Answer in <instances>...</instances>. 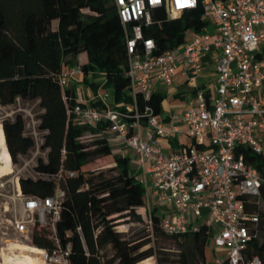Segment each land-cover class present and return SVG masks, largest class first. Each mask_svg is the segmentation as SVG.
I'll return each mask as SVG.
<instances>
[{"label":"built area","instance_id":"built-area-1","mask_svg":"<svg viewBox=\"0 0 264 264\" xmlns=\"http://www.w3.org/2000/svg\"><path fill=\"white\" fill-rule=\"evenodd\" d=\"M110 1L126 30L132 103L109 104L106 91L86 97L79 87L82 68L66 65L58 81L62 90L77 86L72 88V124L94 127L106 122L109 139L119 143L118 153L136 156L150 224L151 211L160 206L157 215L164 234L206 228V245L211 243L214 253L207 264H264L259 255L247 254L249 242L257 236L258 216L246 211L244 198L259 202L261 177L241 151L245 147L264 153V0ZM197 7L210 29L189 32L177 47L153 55L154 40L144 37L143 27L152 24L158 12L176 18ZM206 55L215 72L211 92L198 84ZM178 72L194 94L193 104L179 116L165 120L148 103L137 106V94L148 100L156 92L154 78L169 86ZM30 135L40 148L43 137L37 126ZM176 138L183 140L167 150L163 144ZM59 177H52L54 192L45 197L24 195L16 179L11 227L21 242L30 243L34 228L44 227L52 243L50 248L37 247L33 264H73L70 243L62 245L56 232L64 198Z\"/></svg>","mask_w":264,"mask_h":264},{"label":"trees","instance_id":"trees-1","mask_svg":"<svg viewBox=\"0 0 264 264\" xmlns=\"http://www.w3.org/2000/svg\"><path fill=\"white\" fill-rule=\"evenodd\" d=\"M201 7L166 18L158 12L152 24L143 27L144 37L154 40L153 55L180 45L189 32L209 30ZM126 30L110 0H0V105L13 104L17 98L39 101L37 129L42 132L45 158L38 157L33 170L38 177L19 178L26 196L53 194L56 181L64 191L56 232L62 245L70 243L73 264H139L154 256L155 264H207L206 228L182 235L164 234L159 227L157 207L151 211L153 233L182 241L175 252L133 244L119 228L123 219H140L138 209L146 204L145 188L130 173L126 155L114 153L104 135L106 122L94 127L72 124L69 111L75 104L72 88H62L58 75L66 65H80L84 80L90 72L105 75L104 87L112 89L115 102H130ZM163 92H153L148 100L136 95V104L148 103L160 114ZM6 149L12 163L26 156L35 146L25 134L21 114L1 122ZM85 130L95 138L82 140ZM245 161L259 173L260 198L245 197V209L258 216L257 236L249 242L247 254L264 259V153L242 147ZM109 157L111 166L98 172L84 171L93 159ZM67 171L75 172L69 176ZM47 229L35 227L31 244L50 248Z\"/></svg>","mask_w":264,"mask_h":264},{"label":"rangeland","instance_id":"rangeland-1","mask_svg":"<svg viewBox=\"0 0 264 264\" xmlns=\"http://www.w3.org/2000/svg\"><path fill=\"white\" fill-rule=\"evenodd\" d=\"M84 56V53L80 55L81 61L85 60ZM102 78L103 77L98 74H95L93 77L94 80H102ZM41 111L42 110L39 106L38 100H23L17 98L16 101L11 105H0V126L3 119H13L14 115L18 113L23 117L25 134L30 135L32 126H37L38 124V115ZM94 138L95 135H93L91 130H85L82 140L90 143ZM38 157L45 158V151L41 148H37L35 145L29 150L26 156H20L18 162L13 163V171L11 173L0 176V183H2V185H0V264H10V262L14 260L15 255L18 254L17 250L15 249V244L17 242L32 245L29 241H20L21 237L13 230L9 223V219L13 216V197L15 195L16 179L19 182V178L21 177H38V173L33 170ZM110 166L111 159L109 157L93 159L87 163L84 171L86 173L98 172L101 170H106ZM133 173L136 174L137 179L141 178V171L134 169ZM154 206L155 205L151 204L150 208ZM144 208L145 210L142 208L138 209L140 219H133L131 217L129 219L125 218L123 221H121L119 228L123 230L124 237L133 244L142 245L141 249L151 246L153 250L156 251L158 256L161 255L158 253L160 250L175 252L182 241L177 242L163 234H154L152 225L149 223V208L147 202L144 205ZM157 208H160V206ZM206 254L208 256V261L213 262L214 253L211 243L206 245ZM155 263V257L150 256L142 260L139 264Z\"/></svg>","mask_w":264,"mask_h":264},{"label":"crops","instance_id":"crops-1","mask_svg":"<svg viewBox=\"0 0 264 264\" xmlns=\"http://www.w3.org/2000/svg\"><path fill=\"white\" fill-rule=\"evenodd\" d=\"M81 54L82 53L78 54L77 56V65H81L87 62V56L85 53H84L85 60L83 61L80 60ZM202 61L204 67L202 73L198 78V84L200 85V87L209 90L211 92L215 87V72H214L213 60L209 55H206L203 57ZM95 74L102 76L103 77L102 80H94L93 77ZM104 82H105L104 73L90 72L86 75V80L82 78L79 87L82 90V92L86 95V97L96 96L106 91L108 93L107 102L112 105L126 106L132 103V100L130 102H125V101L115 102L114 93L112 89L104 87ZM153 84L156 92H163L166 95L165 99L162 101L161 111H160V115L163 118H165V120L169 119V117H171L172 115L179 116L184 109H186L187 107L193 104L194 101L193 89L191 86H189L186 83L185 78L181 76L179 72L175 76L172 84L169 86L161 84L155 78L153 79ZM72 88L76 90L77 86L73 85ZM104 135L106 136V138L108 137V142L111 145L113 152L118 153L119 143L114 138L109 139L108 130L104 132ZM181 140H183V138H179V139L176 138L172 140L168 145L165 143L163 145L167 150H170L178 147ZM128 157L130 161V166H129L130 173L136 176V174L133 173V170L136 169L138 171H141L140 168L138 167V159L133 154L129 155ZM142 177H143V173L141 174V178H139L140 181ZM140 208L145 210L144 206Z\"/></svg>","mask_w":264,"mask_h":264},{"label":"bare ground","instance_id":"bare-ground-1","mask_svg":"<svg viewBox=\"0 0 264 264\" xmlns=\"http://www.w3.org/2000/svg\"><path fill=\"white\" fill-rule=\"evenodd\" d=\"M3 130L0 126V176L11 173L13 163L11 161L10 154L8 150L3 145ZM15 249L18 254L15 255L13 261L10 264H33L34 263V253L38 252L37 247L27 243L15 244Z\"/></svg>","mask_w":264,"mask_h":264}]
</instances>
